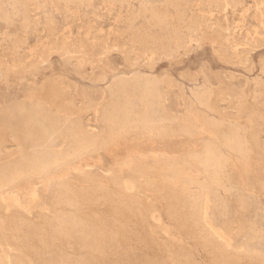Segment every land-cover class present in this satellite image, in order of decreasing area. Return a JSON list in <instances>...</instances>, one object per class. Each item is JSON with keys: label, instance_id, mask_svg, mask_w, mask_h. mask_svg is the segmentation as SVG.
<instances>
[{"label": "rangeland", "instance_id": "374dc122", "mask_svg": "<svg viewBox=\"0 0 264 264\" xmlns=\"http://www.w3.org/2000/svg\"><path fill=\"white\" fill-rule=\"evenodd\" d=\"M0 1V141L3 140L1 145L6 150L12 147L7 141L9 132L2 120L5 111L20 104L23 118L40 108L48 114L47 119L40 117V121L48 129L54 126L58 128L62 116L69 114L62 99L69 91L70 83L75 85L79 97L83 96L84 101L97 105L105 104L113 97L111 93L118 79L125 77L126 93H120V96L128 95L130 109L134 107L139 110L142 103L135 92L136 84L142 86L146 78L156 77L160 81L159 90L166 113L174 114L176 123L181 126L191 124V102L199 110H204L203 106H199L196 94L206 92L209 87L213 91V102L222 98L219 100L222 109L234 108L240 99L234 93H244L246 103L260 107L264 118V106L260 104L264 92L254 95L256 89L264 86V0H19L22 4L18 0ZM99 69L105 75L104 80L96 79ZM231 88H235V91ZM207 112L219 116L213 110ZM100 116L101 111L84 109L79 114V122L85 129L101 132L104 124ZM245 118L239 117L237 121L241 125L249 124V130H252V125L259 123H247ZM163 124L167 125L168 121ZM262 134L264 140V131ZM197 138L201 144L202 135ZM197 138L182 133L174 139L162 138L156 135L155 130H146L140 140L128 143L129 149L144 151L143 158L133 155L127 165L120 166L116 162V154L110 150L88 153L78 160H72L66 169L58 173L38 176L34 182L0 196L1 214L7 208L11 215L19 213L35 223L47 215L46 208L54 201L61 182L109 183L113 177L121 176L132 186L136 198L148 213L146 224L141 228V232L145 233L144 240L148 239V243L143 241L139 244L132 240L131 243L135 244L132 247L136 251L132 249L113 258L109 254L89 249L91 246H86L75 233L70 232V236L68 231L50 229L48 234L52 232L48 237L52 252L47 256L53 259L54 255L55 258L50 262L49 257L37 255L24 242L21 233L0 229V262H4L5 253H17L25 264H55L56 261V264H71V261L72 264H133L134 261L135 264H146L152 260H158V264H189L181 255L186 252L196 264H210L211 251L199 244L197 239L187 236L178 223L165 213L157 192V187H162L163 182L172 177L165 168L174 159L182 164ZM60 142L61 138L57 137L53 145L58 147ZM249 166L254 167V170L260 169L258 177L263 176L264 155L252 154ZM238 171V167H233L232 173ZM241 174L238 175L242 179L244 177ZM239 176L233 175L236 179ZM262 179L260 177L257 180ZM176 182L180 187L207 199V216L212 224L204 226L206 232L209 227L222 232L219 221L224 218V214H236L230 192L216 186L211 176L194 165H185ZM257 192L255 196L258 204L250 209V213L264 203V191ZM243 194L249 192L244 191ZM107 205L99 203L93 207L94 211L99 212L94 215H105L110 210ZM68 211L73 212L71 208ZM83 211L87 215V208ZM129 218L132 221L138 219L136 216ZM251 219L256 224L251 225L236 241L245 239L242 244L248 254L254 251L264 254V239L261 237L263 222L258 215ZM66 234H69L68 237ZM31 235L29 232L28 237ZM33 239L32 244L35 242ZM229 240L233 244L235 239ZM85 253L89 254L91 261H88L89 256ZM239 264L261 263L245 260Z\"/></svg>", "mask_w": 264, "mask_h": 264}, {"label": "bare ground", "instance_id": "6f19581e", "mask_svg": "<svg viewBox=\"0 0 264 264\" xmlns=\"http://www.w3.org/2000/svg\"><path fill=\"white\" fill-rule=\"evenodd\" d=\"M96 79H105V75L100 69L96 71ZM125 82V77L119 78L118 84H116L115 89H113L114 91L111 93L114 99L111 97L105 104L97 105L91 101H84L85 98L83 96L79 97L75 85L70 83L69 91L62 99V104L67 108L69 114L62 116L58 128L54 126L48 129L40 121V117L48 118V114L41 111L40 108L34 114L23 118L21 116L22 105L18 104L16 107L5 109L6 111L2 120L6 131L9 132L7 141L11 143L12 148L9 150L4 149L1 145L3 140L0 141V196L6 192H12L16 187L26 186L34 182L38 176L43 177L47 173H58L66 169L72 160H78L88 153L110 150L116 154V162L120 166L127 165L128 160L133 155L143 158L144 151H139L137 148L129 149L128 143L131 140H140L146 130H155L156 135L162 138L169 137L170 139L178 137L181 133L194 135L195 138L202 135L201 144H199V139L197 138L182 164H179L174 159L165 168L171 173L172 177L163 182L162 187H157L160 200L166 210L165 213L178 223L187 236L195 240L197 239L199 244L211 251L209 257L210 264H239L241 261L244 263L245 260H256L264 264V254L255 251L248 254L246 247L242 244V241L245 239H241V242L236 241V238L242 237L245 231L251 228V225L256 224V221L251 218L258 215L264 225V203L260 207L255 208L253 213H250V209L258 204L255 193L257 190L258 192L259 190L264 191V179L262 181L257 180L260 177L264 178V174L258 177V172L261 170H254V167L249 166V159L252 154L264 155V140L262 139L264 118L259 110L260 107L248 105L245 101V94L235 92L234 94L240 97L236 106L232 109H222L219 106V100H222V98L213 102V91L209 87L210 89L206 92H198L196 94L197 102L200 104L199 106L204 107V110H199L191 102L189 104L191 124L181 126L176 123L177 119L174 114L169 115L166 113L163 98L159 90L160 81L156 77L146 78L142 86H139L138 83L136 84L135 92L139 95L142 103V107H138L139 110L134 109V107L130 109V98L128 95L120 96V93H126L127 86ZM231 89L235 91V88ZM261 92H264V86L262 85L255 90L254 95H261ZM260 104L264 106V98L260 100ZM90 108L101 111L100 120L104 124V129L101 132L85 129L79 122L80 112ZM209 110H213L219 116L216 117L209 114L207 112ZM244 116H246L245 120L247 123L252 121H259V123L256 126L252 125V130H249V124L241 125L237 121L239 117ZM164 121H168V124L164 125ZM192 126H194V129H192ZM96 131L98 130L96 129ZM57 137L61 138V142L58 147H55L53 141ZM187 164L194 165L196 168L204 171L211 176L216 186L221 187L225 192H230L236 214H224V218L219 221L223 228H221L222 232L213 230L211 227L208 228V232L205 231L207 229L204 230V226L212 224L210 218L207 216V199L200 194L191 193L185 187H180L176 182V178L182 173L183 167ZM233 167H238L239 171L232 173ZM129 169L132 168L130 167ZM239 173H242L241 176L244 178L241 179L238 175ZM234 174L239 176V178L233 177ZM244 191H248L249 194L244 195ZM99 203H108L110 210L105 213L103 212L105 215H94L99 214L98 211L93 210V207H96ZM141 203L136 198L132 186L125 182L121 176L113 177L109 183L85 182L81 184H67L61 182L60 187L56 191L54 201L48 208L44 206L47 209L46 216L32 223L31 220L25 218L26 216L22 217L19 213L11 215L12 213L10 214L7 208H5L4 212L0 213V229H6L10 233H21L25 238H23L24 242L28 243L32 247L31 249L40 256L45 257L48 253L52 252L48 237L52 231L49 234L48 232L50 229H53L56 232L68 231L70 236L71 233H75L79 235L82 242H85L86 246L87 244L91 246H88L90 247L89 249L92 248L115 258V255L118 256V254L121 255V253H127V251L134 249L135 244L131 243L132 240L139 244L148 240H144L146 238L144 236L145 233L141 232V228L146 224L145 218L148 214L146 208H143ZM68 208H71L73 212L68 211ZM84 208H87V215L83 211ZM130 216H136L138 219L132 221L129 218ZM29 232L32 233V237L30 238L28 237ZM261 237L264 239V231ZM33 238L35 242L32 244L31 240ZM229 238L235 239L233 244ZM81 249L85 250L84 248ZM88 253L85 254L89 256ZM16 254L9 255L5 253L3 257L4 262H0V264H25L22 258ZM22 254L24 253L22 252ZM36 254L35 256H37ZM181 255L189 264H196L188 253L184 252ZM80 257L83 258L84 256ZM90 258L89 256L88 261ZM53 259H55L54 255ZM53 259L52 257L48 258L50 262ZM81 260L87 261V259ZM157 261L152 260L149 263L146 262V264H158ZM134 262L133 264H135ZM54 263L56 264L57 261ZM58 264L60 263L58 262Z\"/></svg>", "mask_w": 264, "mask_h": 264}]
</instances>
